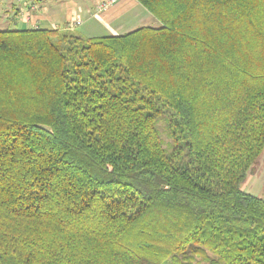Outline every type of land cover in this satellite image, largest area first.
Segmentation results:
<instances>
[{
    "label": "trees",
    "instance_id": "16d2710c",
    "mask_svg": "<svg viewBox=\"0 0 264 264\" xmlns=\"http://www.w3.org/2000/svg\"><path fill=\"white\" fill-rule=\"evenodd\" d=\"M137 1L0 29V264H264V0Z\"/></svg>",
    "mask_w": 264,
    "mask_h": 264
},
{
    "label": "rangeland",
    "instance_id": "374dc122",
    "mask_svg": "<svg viewBox=\"0 0 264 264\" xmlns=\"http://www.w3.org/2000/svg\"><path fill=\"white\" fill-rule=\"evenodd\" d=\"M10 1L14 2L16 6L8 5V7L5 4L7 12H5L6 8H2L4 4L0 5V29L8 27L11 29L33 28L36 24L42 28H56L51 21L49 22L44 18H39L40 16L45 17L46 15L55 17V23L60 29L73 30L75 33L87 37L113 34L105 22H108L113 28L117 29L119 34H124L144 25H160V22L138 1L134 4H131L130 0L118 1V4L109 18L110 21L93 18L90 22L85 24V16L82 15L81 20H83V24L80 22L78 25L69 29L65 27L66 23L69 21L66 17V11L71 2H82V0H41L39 6L42 9L38 10L39 12H36V14L29 13V21H27L26 17L28 14H26L23 9L28 0ZM242 189L251 194L264 197V153L257 165L256 172L251 173L249 171L247 173V177L242 183Z\"/></svg>",
    "mask_w": 264,
    "mask_h": 264
},
{
    "label": "crops",
    "instance_id": "0c3cea01",
    "mask_svg": "<svg viewBox=\"0 0 264 264\" xmlns=\"http://www.w3.org/2000/svg\"><path fill=\"white\" fill-rule=\"evenodd\" d=\"M104 0H82V2H71L69 8L67 9V20L68 22L66 23L65 27H70L72 26L76 21H80L83 24V20H81L82 15L85 16V24L87 22H90L93 18H99V19H106L107 21L109 20V18L111 17V14L113 12V10L115 9L116 4H114L113 6L109 7L108 9H106L103 12H98L97 11V6L99 5L100 2H102ZM124 1V0H122ZM40 2L41 0H28L25 3V7L23 8L25 13L28 14L27 17V21H29V13H33L36 14V12H39L38 10H41L42 8H40ZM131 4H134L135 2H137V0H130ZM73 3V4H72ZM4 4L2 6V8H6L5 4L8 6H12L16 4L10 0H0V5ZM34 6V7H33ZM9 7V6H8ZM13 8V7H12ZM2 10V9H1ZM9 11V10H8ZM5 12H7V8L5 10ZM40 16V15H39ZM39 18H44L47 21H51V23L55 26L58 27L57 24L55 23V17L50 16V15H46L45 17L40 16ZM77 18V19H76ZM110 21V20H109ZM106 25H108V28L110 29L111 33L113 34H119V31L115 28H113L108 22H105ZM35 27H41L38 24L35 25Z\"/></svg>",
    "mask_w": 264,
    "mask_h": 264
},
{
    "label": "built area",
    "instance_id": "2783aa9c",
    "mask_svg": "<svg viewBox=\"0 0 264 264\" xmlns=\"http://www.w3.org/2000/svg\"><path fill=\"white\" fill-rule=\"evenodd\" d=\"M118 1H120V0H104V1L100 2L99 5L97 6V11L103 12L106 9H108L109 7L116 4ZM79 23H80V21H76L71 27H74L75 25H78Z\"/></svg>",
    "mask_w": 264,
    "mask_h": 264
}]
</instances>
